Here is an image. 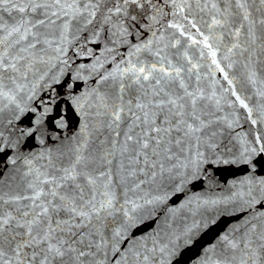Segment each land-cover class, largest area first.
I'll return each instance as SVG.
<instances>
[{
    "label": "water",
    "instance_id": "obj_1",
    "mask_svg": "<svg viewBox=\"0 0 264 264\" xmlns=\"http://www.w3.org/2000/svg\"><path fill=\"white\" fill-rule=\"evenodd\" d=\"M25 3L12 0L0 8V21L9 29L17 25L24 14L12 5ZM222 13L227 22L213 26L212 18L221 19ZM247 13L245 21L234 0H99L91 23L78 17L65 28L57 21L46 30L48 43L35 51L26 78L20 76L14 84L5 80L9 98L0 97V192L5 200L28 197L4 205V210L14 215L16 210L30 211L35 191L55 186L44 181H59L61 170L83 154L97 159L96 188L113 198L111 215L102 213L98 227L112 243L121 234V256L131 247L152 257L145 249L167 245L176 254L166 258L157 250L148 264H201L203 250L213 244L221 254L226 248L221 236L239 239L248 230L245 221L264 212L258 203L250 209L246 203L249 191L257 201L264 198V5L249 0ZM169 63L182 70L190 91L212 97L205 101V122L212 121L206 134L199 141L166 145L170 151L161 150L150 160L158 166L142 161L144 171L135 176L127 175L132 166L119 152L108 156L111 165L101 167L99 157L113 152V144L122 149L128 130L123 117L116 128L108 114L111 108L102 106L105 99L120 102L115 89L120 74L133 65L168 68ZM249 70L255 71V83L247 78ZM122 79L126 86L131 83L127 75ZM151 91L145 82L138 94L147 92L150 98ZM129 99L135 103L136 95L126 88L125 104ZM212 132L216 135L210 136ZM188 235L191 242H186ZM107 254L106 264H121L120 256L111 259V248ZM236 255L239 264L242 253Z\"/></svg>",
    "mask_w": 264,
    "mask_h": 264
},
{
    "label": "snow or ice",
    "instance_id": "obj_2",
    "mask_svg": "<svg viewBox=\"0 0 264 264\" xmlns=\"http://www.w3.org/2000/svg\"><path fill=\"white\" fill-rule=\"evenodd\" d=\"M11 2L12 0H0V8ZM123 2L137 4L138 0ZM248 2L249 0H234L236 7L242 10L245 21L249 19ZM259 3L264 5V0H259ZM12 6L24 14V17L30 18L22 17L21 21L10 29L0 21V97L3 98H9L8 93L3 90L6 87L5 80L14 84L18 77L26 78L35 51L48 43L44 39L46 30L57 21H61L67 28L68 24L78 17L85 19L86 23H91L92 19L89 17L95 18L99 10V0H26L24 6ZM116 11L120 12L122 9L117 8ZM221 15V19L212 18L213 26L222 27L227 22V17L223 13ZM132 19L135 20V17ZM251 23L254 25L255 21ZM261 23L264 24V21ZM236 34L239 35V29ZM204 41L207 44L208 37H204ZM212 55L215 56L216 53L213 52ZM169 68L172 71H169ZM181 71L169 63L168 68L163 64L160 68L152 65L147 69L133 65L120 74L121 79L115 85L116 99L120 102L109 104L105 99L102 106L111 108L108 114L116 128H119L123 117L128 130L123 133L122 149H117L113 144V152L99 157L101 167L111 165L112 160L108 159V156L115 157L119 152L127 157L128 164L132 166L127 175L135 176L137 171H144L143 167H139L142 161L144 165L157 167L158 162L150 164V160L158 157L161 150L165 153L170 151L166 145L175 143L178 146L192 138L199 141L201 136L206 134L212 121L205 122V109L209 106L205 101L210 103L212 97L206 96L202 91H190L181 78ZM125 75L131 81L127 86L122 79ZM254 77L255 71L249 70V82L255 83ZM145 82H148L152 89L150 98L147 92L138 94L140 89H144ZM126 88L136 95L135 103L129 99L125 104ZM233 95L243 108H248L244 100L235 93ZM260 95L264 96V92ZM10 99L14 101V97ZM215 103L219 104V101ZM251 113L252 110L249 109V116ZM252 123L256 124L257 121L252 120ZM120 135L121 133L116 131V136ZM215 135V132L210 133V136ZM261 151L264 152V148ZM149 152L152 157H149ZM244 162H248L247 158ZM96 164V158L77 155L69 167L61 170L59 181H55V178L53 181H44L45 184L54 183V187L47 192L35 191L32 197L34 208L30 211L21 213L16 210V215L12 211H5L4 205H12L28 197L16 196L5 200V194L0 192V264H106L109 260V248L113 251L111 259L115 260L120 256L121 264H148L150 259L155 257L157 250L166 258L176 254L175 248L169 252L165 245L159 249L155 246L153 249H145V252L152 253V257L131 247L124 249V254L120 255L121 234L117 232L115 242L112 243L104 237L101 227H98L102 221V213L111 215L113 198L108 191L99 192L96 188L100 178L94 175V172L98 171L94 167ZM120 167L124 169L125 166L121 163ZM159 167L162 168L163 165ZM150 174L155 177L156 172ZM106 175L107 173L100 172V176ZM80 181H83V185ZM29 187L34 188L31 184ZM105 187L107 188V185ZM97 195L101 196L99 201ZM247 195L249 200L246 203L249 209L253 202L264 208V198L257 201L251 191ZM41 197L44 198L43 201ZM147 203L151 204L152 201ZM245 223L249 226L248 230L239 239H229L228 235L220 237L221 244L226 245L221 254L216 253V244L205 247L200 258L201 264H237V253H242L239 264H264V212H257ZM191 231L188 230L189 233ZM191 241L192 237L188 235L186 242Z\"/></svg>",
    "mask_w": 264,
    "mask_h": 264
}]
</instances>
